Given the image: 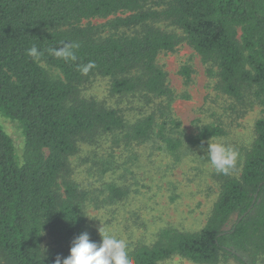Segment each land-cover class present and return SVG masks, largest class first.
I'll return each mask as SVG.
<instances>
[{
  "label": "trees",
  "instance_id": "1",
  "mask_svg": "<svg viewBox=\"0 0 264 264\" xmlns=\"http://www.w3.org/2000/svg\"><path fill=\"white\" fill-rule=\"evenodd\" d=\"M98 19L105 22L83 25ZM65 43L79 45L75 60L49 51ZM182 43L200 58L217 92L264 110V0H0V118L18 123L23 138L18 155L0 124V264H55L82 232L95 238L87 205L99 209L128 198L115 181L91 191L72 180L68 162L79 144L112 135L115 145H144L178 161L224 136L218 125L188 135L172 114L175 96L157 58ZM34 45L38 59L28 55ZM180 73L188 83L191 70ZM95 77L110 80V95L137 99L146 114L127 121L82 98L80 88ZM224 145L237 153L239 176H216L219 193L204 226L161 229L151 245L130 251L133 264L174 257L256 264L264 257V118L254 123L247 150ZM203 155L210 162L208 150ZM102 167V174L115 170L110 161Z\"/></svg>",
  "mask_w": 264,
  "mask_h": 264
},
{
  "label": "rangeland",
  "instance_id": "2",
  "mask_svg": "<svg viewBox=\"0 0 264 264\" xmlns=\"http://www.w3.org/2000/svg\"><path fill=\"white\" fill-rule=\"evenodd\" d=\"M158 1V0H154ZM104 20H91L83 25H99ZM163 30L182 36L173 27L162 24ZM157 65L167 74L175 100L172 114L181 123L182 130L195 134L204 125H218L224 136L208 143L221 142L233 148L247 150L254 139V123L264 118L258 106L249 108L215 90V80L209 78L200 58L185 43L174 52L162 53ZM52 77L60 78L58 71L43 66ZM191 70L190 81L185 82L181 69ZM110 80L95 77L80 88L82 98L93 99L106 108L119 111L127 121H134L146 111L132 97H117L109 93ZM146 110V109H145ZM3 130L14 142L18 155L23 151V138L18 123L0 118ZM115 138L102 136L96 144H79L77 154L69 159L72 180L84 190H94L103 183L116 182L130 191L128 198L114 206L99 209L85 208L87 226L94 233L92 241L99 243L98 229L125 242L128 249L151 245L161 229L197 232L205 224L219 193L218 172L204 159L207 147L186 152L178 161L144 145H115ZM110 161L115 170L102 174V164ZM238 159L229 174L236 177ZM51 245L45 234L43 246ZM160 264H193L174 257ZM221 264H238L232 258ZM256 264H264V257Z\"/></svg>",
  "mask_w": 264,
  "mask_h": 264
},
{
  "label": "clouds",
  "instance_id": "3",
  "mask_svg": "<svg viewBox=\"0 0 264 264\" xmlns=\"http://www.w3.org/2000/svg\"><path fill=\"white\" fill-rule=\"evenodd\" d=\"M78 47L79 45L65 43L62 47L51 48L49 51L55 57L75 60L76 55L73 48ZM28 55L38 59L42 53L34 45L28 50ZM91 66L90 63L88 67ZM207 150L210 162L218 172L227 174L235 166L237 153L223 143H208ZM98 231L101 237L99 243L92 241L87 231L82 232L73 239L70 254L63 259L57 256L55 264H133L130 249L123 240L106 231L102 232L101 227Z\"/></svg>",
  "mask_w": 264,
  "mask_h": 264
}]
</instances>
